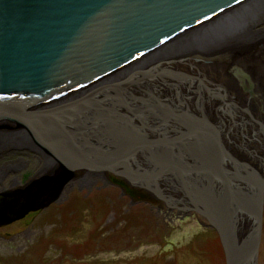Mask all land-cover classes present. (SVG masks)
I'll return each instance as SVG.
<instances>
[{"label": "water", "instance_id": "water-1", "mask_svg": "<svg viewBox=\"0 0 264 264\" xmlns=\"http://www.w3.org/2000/svg\"><path fill=\"white\" fill-rule=\"evenodd\" d=\"M248 1L0 0V155L37 165L0 191V228L57 203L70 182L112 175L215 231L225 264H258L264 130L177 68L209 62L196 54L207 57L212 28ZM201 97L260 150L221 133Z\"/></svg>", "mask_w": 264, "mask_h": 264}, {"label": "rangeland", "instance_id": "rangeland-1", "mask_svg": "<svg viewBox=\"0 0 264 264\" xmlns=\"http://www.w3.org/2000/svg\"><path fill=\"white\" fill-rule=\"evenodd\" d=\"M36 171L20 172L22 179L16 182H25ZM10 176L2 190L9 189ZM152 200L145 197L136 203L113 188L88 197L73 193L25 221L34 224L36 235L30 225L16 239L0 240V264H225L215 231L201 226L194 216L168 218L151 208L157 202ZM25 222L0 235L22 231ZM258 264H264V215Z\"/></svg>", "mask_w": 264, "mask_h": 264}, {"label": "bare ground", "instance_id": "bare-ground-1", "mask_svg": "<svg viewBox=\"0 0 264 264\" xmlns=\"http://www.w3.org/2000/svg\"><path fill=\"white\" fill-rule=\"evenodd\" d=\"M218 21L221 22L220 25L212 28L214 29L211 32L212 36L208 38L212 47L209 44V47L203 48L206 50L205 53H208V58L204 54H196L198 57H205L210 61L206 63L196 62L192 68L187 63H183L177 68L183 73L194 74L202 86L217 87L218 89H215L213 92L224 94L230 98L233 103V110L237 107L244 110L264 130V103L259 101L264 100V95H262L264 93V0H250L239 9H232L223 13ZM213 23H216V20L209 22L210 26ZM252 37L255 38L252 42L248 43L245 41ZM203 43L206 42L204 41ZM241 44L248 45L243 50L235 52L236 48L240 47ZM197 46V48L203 47L202 45ZM187 48L179 49L175 54ZM229 50L231 51L229 52ZM223 52H229V54H223ZM176 88L185 93L180 85H176ZM200 103L202 110L208 115L214 125L218 127L221 133L231 137L235 135V127L232 123L240 124L241 121L238 117H234L231 112L226 111L217 99L201 97ZM245 130L247 131L246 133H242V136L233 137V139H240L255 149L260 150V146L262 145L259 142V138L247 140L249 130L247 127ZM236 134L238 135V132ZM23 153L10 151L1 154L0 163L2 164L0 165V169L3 166H8V164L12 166L13 162L17 163L23 160L26 157ZM29 160L33 161L31 158ZM18 164H13L17 167L16 170L6 172L0 176V190L3 189L8 175L11 176L7 182V186L11 188L14 185V181L22 179L19 174L20 172L22 174L23 172L24 174H32L37 170V165L33 162L23 165L21 168H19ZM31 166H34V169L29 170L28 168Z\"/></svg>", "mask_w": 264, "mask_h": 264}, {"label": "flooded vegetation", "instance_id": "flooded-vegetation-1", "mask_svg": "<svg viewBox=\"0 0 264 264\" xmlns=\"http://www.w3.org/2000/svg\"><path fill=\"white\" fill-rule=\"evenodd\" d=\"M77 180H75L73 182H70L68 184V186L65 188V190L63 192V195H62L61 199L56 204H60L62 202H65L66 199L69 198V196L71 194H73V193H78L80 195H83V197H88V196L92 195L93 193H95L96 191H98V192L102 191V190L105 191V189H109V188L119 189L120 192H121V196L122 197H128L131 200L136 199V203H141V202L144 201L145 197H149L144 191H142L140 189L132 188V187L128 186L126 183H124L121 179L115 178L112 175H107L105 178L96 177V178H94V180L91 181L90 184L77 183L78 182ZM152 201H154V200H152ZM155 202H156V200H155ZM159 203L160 202L157 201L156 202V206H152L151 208H155L156 207L157 210H159L162 213H165L166 217H168V218H172L174 216L177 217V214H176L175 211H168L165 206L160 205ZM42 212L43 211L30 213L25 218H23L22 220H19V221H16L14 223H11L9 225L1 227L0 231L6 229L8 227H11L12 225H15L17 223L25 222L31 216H33L32 219L34 217L36 218ZM30 225H32L34 227L33 230H31L32 233L34 231V234L36 235L37 231L35 232V230H36L35 228L36 227L34 226V224H32V222H30V223H26L25 222V227H24V229H22V231L18 230L16 232H14L13 234H11L9 232L2 233V235H0V240H3V241L5 240L6 241V239L9 238V237L12 238V239H16L22 233H24V232L27 233V230H28Z\"/></svg>", "mask_w": 264, "mask_h": 264}]
</instances>
